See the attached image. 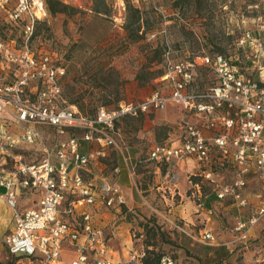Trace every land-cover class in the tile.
Segmentation results:
<instances>
[{
	"label": "built area",
	"instance_id": "obj_1",
	"mask_svg": "<svg viewBox=\"0 0 264 264\" xmlns=\"http://www.w3.org/2000/svg\"><path fill=\"white\" fill-rule=\"evenodd\" d=\"M6 1L0 0V10ZM45 16L41 0H17L3 24L21 23V42L7 35L0 37V199L12 213V228L0 238V244L13 256L14 264H142L143 250H129L120 259L106 248L107 238L86 207L97 201L117 207L124 198L115 183L102 180L96 184L85 174L105 147L120 148L114 138L120 116L152 113L168 103L176 104L184 115L178 121L179 143L153 144L148 160L169 167L174 161L193 158L199 168L207 166L198 175L215 191L218 203L230 199L237 213L232 239L224 245L233 251L229 246L233 243L248 248L257 239L264 242V87L242 75L224 54L178 58L165 41L159 87L141 100L122 103L114 111L100 108L87 118L74 104L64 105L61 79L65 68L47 53L37 55L31 46L35 25ZM235 43L264 57V16L258 18L255 31L243 29ZM199 68L212 76L211 83L200 90L195 83ZM77 129L81 139L95 141L100 149L81 151L74 134ZM123 159L129 161L128 156ZM217 166H231L229 181L211 169ZM177 177L168 173L172 183ZM253 179L257 188L249 194L248 183ZM189 183L187 197L211 216L215 207L205 209L199 183L191 179ZM21 190L37 194L35 207L19 206ZM249 195L256 199L253 207ZM66 199L68 208L64 209ZM245 212L248 215L242 220ZM254 227H259L256 237L250 236ZM201 237L214 243L211 229H205ZM21 258L27 262L19 261ZM253 261L264 264V254ZM157 264L177 262L162 255Z\"/></svg>",
	"mask_w": 264,
	"mask_h": 264
},
{
	"label": "rangeland",
	"instance_id": "obj_2",
	"mask_svg": "<svg viewBox=\"0 0 264 264\" xmlns=\"http://www.w3.org/2000/svg\"><path fill=\"white\" fill-rule=\"evenodd\" d=\"M16 1L7 0L0 10V37L7 35L20 43L21 23L3 24V17ZM41 1L46 9L45 0ZM60 1L75 10L52 16L46 9V16L35 25L31 46L37 55L47 53L65 68L61 79L64 105L74 104L84 117L92 118L100 108L114 111L120 104L141 100L159 87L161 83L157 79L159 72L163 73L165 41L178 58L224 54L240 65L242 75L260 88L264 87V57L252 48H238L235 43L243 29L255 31L258 18L264 16V0ZM135 9L139 21L133 27L139 26V30L131 38L124 24L127 19H134ZM259 65L261 69L257 68ZM211 81L210 72L199 68L196 88L204 89ZM183 117L180 107L173 103L146 116H120L115 121L118 134L114 135L120 148L105 147L104 154L97 156L102 168L93 161L89 167L93 174L122 182L129 194L124 196L120 206L91 205L86 210L94 225L102 228L107 238L106 248L120 259H124L128 249L145 250V242H148L155 254L170 255L177 264H211L222 260L231 264H256L253 258L264 254L261 239L246 249L238 243L229 245L234 248L233 254L224 245L232 239L231 229L237 214L234 207L215 202V212L209 216L204 211H195L192 200L156 188L160 170L165 169L161 165L158 171V163L147 160L149 149L155 143L178 139L181 133L178 121ZM154 119L159 123H154ZM74 134L84 152L100 149L95 141L81 139L80 130H74ZM37 155L35 160L39 159V153ZM123 156L129 157L133 170ZM177 171L180 172L171 166L170 173ZM222 171L232 176V168L223 167ZM93 174L85 175L92 178ZM182 179L179 174V181ZM255 187L257 183H249V189ZM205 192H208L207 187ZM19 195V206L35 207L37 194H25L21 190ZM206 199L202 200L204 204ZM67 200L64 209L68 208ZM62 215L69 218L66 213ZM11 217V210L0 199V226H9ZM145 224L147 226H143ZM207 228L211 229L213 242L221 246H211L202 239L201 234ZM6 232L7 227L0 229V238ZM19 261L27 262L24 258ZM0 264H12L10 254L1 244Z\"/></svg>",
	"mask_w": 264,
	"mask_h": 264
},
{
	"label": "trees",
	"instance_id": "obj_3",
	"mask_svg": "<svg viewBox=\"0 0 264 264\" xmlns=\"http://www.w3.org/2000/svg\"><path fill=\"white\" fill-rule=\"evenodd\" d=\"M45 5H46V9L49 12L50 15H55L56 13H66L68 12L69 9H71L72 11H74L75 9L71 6H69L68 4L63 3L60 0H45ZM96 12H99L97 9H95ZM135 11L137 12L134 15V19L130 20L127 19L125 24H124V29L126 34L133 38L134 35H137V32L139 30V26L138 27H133V25H136V23L139 21V15H138V10L135 9ZM239 67V71H241L240 65H238ZM163 73L162 71L159 72V76H161ZM81 151H83L81 149ZM229 168H231V166H228ZM206 168H208L207 166H201L200 168H198L195 173L190 174L189 179H191L193 182H198L200 185V191L201 193L204 195L203 198L200 199L201 203L203 204L205 209H210L214 207V203L220 201L214 190H212L211 186L208 185V182L203 180L202 177L199 174L200 170H205ZM211 169L213 171H215V173H220L223 174L225 177V181H229L230 177H228V174L223 173L222 171V167L220 168L219 166L217 167H211ZM230 173V172H229ZM251 183L254 185L255 180L253 179L251 181ZM205 187L208 188V192H205ZM256 191V188H252V189H248L249 194H252V192ZM207 198L205 200V204L203 203V199ZM222 204L224 205H228L230 208H232L231 206V200L226 198L224 200L221 201ZM256 204V199L254 196L249 195V206L253 207ZM248 215V212H245L242 216V220H245L246 217ZM143 226H147L146 224ZM154 226V225H151ZM146 243V249L143 250L144 254L141 257V263L142 264H157L159 258L162 256L161 254H155L154 250L150 248L151 244H149L148 242ZM221 246V245H220ZM218 247V246H215ZM243 249V248H242ZM246 249V248H244ZM229 251V250H228ZM230 254H233V251H229ZM11 256V255H10ZM237 259V258H236ZM11 262L12 264H14V259L13 256H11ZM224 263H232L231 261H216L213 262L211 264H224Z\"/></svg>",
	"mask_w": 264,
	"mask_h": 264
},
{
	"label": "crops",
	"instance_id": "obj_4",
	"mask_svg": "<svg viewBox=\"0 0 264 264\" xmlns=\"http://www.w3.org/2000/svg\"><path fill=\"white\" fill-rule=\"evenodd\" d=\"M143 115L146 116V114H143ZM153 122L154 123H159L156 119H154ZM165 142L170 143L172 146H176L179 143V141L177 140V138L174 139V140L173 139H169V140H167ZM147 160H148V158H147ZM129 163L132 164L130 162V160H129ZM155 163H157V162H155ZM93 164L94 165H97L98 164V166H100L102 168V163L98 161V157H96L93 160ZM160 166H161V164H159V165L157 164L156 165V168H157L158 171L160 170L159 169ZM171 166L172 167H176L180 171V172L177 171L176 173L173 172L174 174H177V176H178L177 177V180L174 183H172L168 179V173L171 171ZM163 167H164L165 170H163V171L160 170V180H159L156 188L157 189H161L163 192L168 191V193H171V194L176 193L177 195H179L183 199L184 198L185 199H189L187 197V195H186V192L188 191L189 185H190V183H189V176H190V174L195 173V171L199 168V164L193 158H186L184 160L172 162L169 167H166L165 165H163ZM90 173L93 174L92 171H91V169H90ZM179 174H181L183 176V179L181 181H179ZM93 179H94V182L96 184H99L102 180H108L106 177H103L102 175L99 176L98 174H93ZM108 181H110V180H108ZM110 182H112V181H110ZM113 183H115L119 187V189L121 190V193L123 195V198H124L125 195L128 196L129 192H128L127 188H125V185L122 182H119V183L113 182ZM249 183H251V182H249ZM249 183H248V185H249ZM187 204L188 203H186V205ZM101 205H103V204L100 201H97L94 206L95 207H98V206H101ZM198 210L199 209H195V211H198ZM183 213L184 212L181 211V215H183ZM111 226H113V225H111ZM256 226H260V225H256ZM6 227H7V232L5 234H7L11 230V228H12V217L10 219L9 226H0V229L6 228ZM258 232H259V227H254L251 230V232H250V236L256 237L257 234H258ZM209 245H211V246H217V245H220V244H218V243H211ZM127 251H129V249ZM111 252L113 253L114 256H116L115 255V252L113 250H111ZM126 254H127V252H126ZM116 257H118V256H116ZM66 259L67 258L65 256V252H64V259L63 260L65 261Z\"/></svg>",
	"mask_w": 264,
	"mask_h": 264
}]
</instances>
